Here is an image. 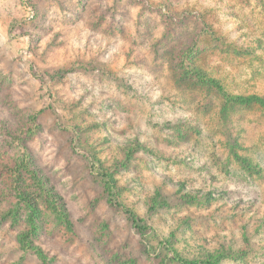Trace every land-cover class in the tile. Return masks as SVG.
Returning <instances> with one entry per match:
<instances>
[{"label": "clouds", "instance_id": "1", "mask_svg": "<svg viewBox=\"0 0 264 264\" xmlns=\"http://www.w3.org/2000/svg\"><path fill=\"white\" fill-rule=\"evenodd\" d=\"M251 4L243 11L237 4L240 18L229 28L252 20L257 0ZM18 8L15 0H0L5 24L31 20L33 13L22 15ZM152 19L150 29L141 28L151 39L140 42L133 59L163 32L160 17ZM220 19L228 17L221 13ZM50 23L51 17L42 27ZM26 31L43 36L35 57L24 54V61H36L39 76L41 53L54 33L44 36L27 24ZM130 35L139 41L134 31ZM12 36L20 39L18 29ZM115 39L94 72L72 73L56 84L45 77L43 92L31 75L24 77L27 85L17 79L0 90V199L15 203L22 192L35 204L33 211L19 202L15 231L11 219L0 222V264H264V119L253 118L264 109L249 113L237 105L205 115V99L172 86L168 63L162 60V70L153 71L151 57L113 77L106 72L110 58L121 45L127 50ZM0 68L6 76L8 69ZM94 124L101 127L83 131ZM178 126L183 141L176 137ZM136 145L143 147L123 167ZM49 196L67 221L57 219ZM185 196L197 203L186 204ZM22 231L32 241L28 247L19 243Z\"/></svg>", "mask_w": 264, "mask_h": 264}, {"label": "rangeland", "instance_id": "2", "mask_svg": "<svg viewBox=\"0 0 264 264\" xmlns=\"http://www.w3.org/2000/svg\"><path fill=\"white\" fill-rule=\"evenodd\" d=\"M15 2L19 5V13L27 15L31 12L33 15L30 21L16 25L5 24L4 13L0 12V64L8 69L5 76L3 68H0V90L5 84L9 88L12 87L17 79L23 80V84L27 85L29 81L24 80V77L31 75L37 91L43 92L45 77L47 81L56 84L64 83L65 78L72 73L94 72L100 67V57L107 55L117 42L115 38L119 36L125 41L127 50L121 45L120 54L110 58L111 63L106 67L107 74L114 77L122 67L145 66L151 57L153 71L162 70L160 63L162 60L168 63L167 71L172 86L184 88L205 99L206 103L202 105L205 115H210L216 108H219L220 113L231 111L237 105L246 106L249 113L264 109V104L253 98V95H256L264 99V0H257V10L253 11L249 23L236 24L233 28H229L228 25L240 18L239 12L236 11L237 4L242 6L243 11L244 8L252 7L251 0H237L236 3L228 4L225 0H15ZM136 8L139 11L133 16L132 10ZM221 13L228 19L221 21ZM8 15H12L11 9L8 10ZM116 15L121 16L120 21L115 19ZM50 17L49 26L42 27ZM153 17H160L163 32L144 54L133 59L140 42L151 39V32H141V28L150 29L155 23ZM26 24L33 29H39L44 36L54 33L41 53L42 71L39 76L36 61L34 59L31 62L24 61V54L28 53L35 57L43 36L30 37L26 31ZM245 28L248 30L244 31ZM17 29L20 39L12 36V32ZM132 31L139 41L130 35ZM237 33L239 35H236ZM233 35L236 38L230 40L229 37ZM24 37H29L27 43ZM13 41L15 45L11 46ZM101 44L103 49L100 47ZM198 71L205 77L216 79L221 88L199 79ZM119 83L125 88L129 87L123 79ZM39 98L43 100L44 97ZM43 111L45 110L41 109V112ZM253 118L264 119V112ZM99 127L101 126L94 124L83 131L92 132ZM175 134L180 141L186 139L182 127L178 126ZM142 147L136 145L135 149H130L122 166L127 168L128 161L133 158V152ZM183 187L184 185H181V190ZM22 194L24 193L21 192L15 197V203L10 201L6 203L7 197L0 199V209H4L0 214V222L7 223L11 219L13 231L20 226L21 200L27 209L35 211V208L24 200ZM34 195L37 201L41 199L39 193ZM182 199L189 205L197 203L192 197L185 196ZM48 203L51 210L56 213L57 219L67 221L63 207L51 196ZM155 204L156 206L159 204V193ZM33 205L35 207L34 202ZM150 211H155V206L150 208ZM24 215L26 220H32L29 212H25ZM67 226L70 228V225ZM19 243L23 247H28L32 241L22 231ZM156 259L160 260V256ZM124 264L137 262L129 260ZM160 264H164V261L161 260Z\"/></svg>", "mask_w": 264, "mask_h": 264}, {"label": "trees", "instance_id": "3", "mask_svg": "<svg viewBox=\"0 0 264 264\" xmlns=\"http://www.w3.org/2000/svg\"><path fill=\"white\" fill-rule=\"evenodd\" d=\"M197 74H198L199 79H201L202 81H204V82H211V83L215 84V86L221 88V86H220L219 83L216 81V79L209 78V77H205V76H203V75L200 73V71H198ZM253 98H256L257 100H259V102H261L262 104H264V99H263V98H259V96H256V95H253ZM21 196L24 198V200H26V201L28 202V204H29L32 208H34V207H33L34 205L31 204V201H30V199H29L28 197H26L24 194H22ZM28 199H29V200H28Z\"/></svg>", "mask_w": 264, "mask_h": 264}]
</instances>
